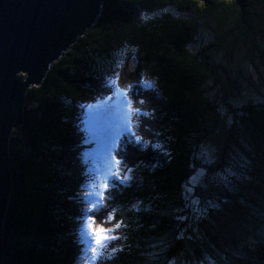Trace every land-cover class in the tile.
Masks as SVG:
<instances>
[{"label":"trees","instance_id":"trees-1","mask_svg":"<svg viewBox=\"0 0 264 264\" xmlns=\"http://www.w3.org/2000/svg\"><path fill=\"white\" fill-rule=\"evenodd\" d=\"M198 36L192 51L188 46ZM215 50L230 57L242 51L244 64L236 75L245 93H256L253 102L226 103V114L206 88L210 82L223 91L230 87V68L213 62ZM140 71L146 83L143 77L135 81ZM115 73L114 83L105 84ZM127 78L133 80L129 96L135 104L130 118L135 123L139 111L145 127L144 136L137 135L147 147L119 149L123 179H107L111 198L92 213L115 237L104 243L111 253L97 264L190 261V254L200 258L210 248L226 253L227 244L239 249L243 264H264V176L255 170L264 166V0H103L91 26L23 94V121L8 143L11 187L0 264H77L84 204L78 197L88 192L89 178L100 177L98 155L81 145L88 138L81 112ZM226 120L219 160L227 158V142L233 141L245 165L252 163L249 173L259 186L225 188L223 200L199 219L196 230L185 215L183 184L196 165L198 144ZM98 179L99 185L105 182Z\"/></svg>","mask_w":264,"mask_h":264},{"label":"rangeland","instance_id":"rangeland-1","mask_svg":"<svg viewBox=\"0 0 264 264\" xmlns=\"http://www.w3.org/2000/svg\"><path fill=\"white\" fill-rule=\"evenodd\" d=\"M141 16L144 17L145 14H141ZM195 41L196 42H192L188 46L192 51L197 48L200 37L198 36L197 38H195ZM227 54H225L223 51L215 50L211 54V58L213 62L218 64L222 69H224L225 66H228L230 68V87L223 91V87L221 84L212 82L208 83L206 87L208 88V90H206L209 93V97L213 101H216L221 112H225L224 114H226V112L228 111H224L226 109V103L229 102L232 105H237L247 101L253 102L255 101L254 98L256 97V93L253 91L250 92V94L245 93V91L243 90V86L240 87L243 84H240V80L236 75V71L238 70V68L244 64L242 51H237L232 57ZM117 66H119L120 68L122 66V62H119ZM131 67L129 66L130 72L135 70V67H133V70L131 69ZM138 74L139 76L136 77L135 81L139 82V80L143 77V81L146 83L147 77L145 76V73L143 71H140ZM115 76L116 73L111 77H108V80L105 84H108L109 82L114 83ZM19 77L22 79L25 77V74L20 73ZM221 78H223V74H221ZM125 80L127 81V84H123V86H119L118 88L114 86L111 90H106L107 92H101L100 97H97V99H92V102H86L87 105L84 106V110L86 111L81 112L84 118L82 122L87 126L86 128H84V133L85 136L88 137L85 142L81 143V145L87 147L86 153H91L94 149L95 155H98L99 161L96 163V167L100 173L97 176H100L102 180H104L105 176H108L111 181H113L114 178L117 179L116 181H118L119 178L123 179V177L117 178L115 176L108 175V169L105 165L104 160L103 144L108 139L110 130L116 123L115 116L118 109V102L119 100L125 98L118 97L117 90H119L120 92H124L126 96L131 95L129 86L132 85L133 80H130L129 78ZM103 82L104 81H102V83ZM108 97H111V100H108ZM135 103L137 106L145 108V106L142 107L143 102H141V100H135ZM90 105H92V107H90ZM96 105H99V107H97ZM108 109H110V111H108ZM132 120L133 118L129 117V131L121 134L120 138L117 141V148L114 149L113 152V154H119V156L122 158L124 155L122 154L123 150L119 151V149H123V145H126L127 147H138L141 149L147 147V142L145 141V139H141V136L139 134L137 135V130L143 135L142 130L145 125L143 127L140 126L138 115L137 119H135V123ZM131 126H134L136 134L133 132ZM227 128L228 120H226L223 125L219 126L218 133H213L212 138L208 137L200 144H198L194 152L193 160L196 165L193 167L194 169L192 170L190 177L186 179V182H184L182 188L183 197L185 200L184 207H186L188 211V214L185 215L186 218H191L189 221L191 227L195 228L199 219L207 216V212L210 208L220 204L221 200H223L224 198L222 194L224 193L225 188L229 186L236 187L239 183L242 184L246 190V188H251L253 184L255 186L258 185V178L250 174L252 163H247L245 165V162H243L244 160L241 159L243 158L241 157L242 152L239 146L233 141L228 140L227 145L230 148L229 154H227V158H225L224 162H220L219 153L221 151L218 153L220 149L219 146L225 140L224 136L226 135ZM87 142L89 143L88 145ZM261 167L264 168V166ZM261 167L260 169L256 168L255 170L260 177H263L264 170L263 168L261 169ZM124 173L125 170L122 163L120 167V176ZM100 177H97L95 181L92 180L93 178H89L88 183H92L91 185L89 184L88 192L83 191L81 193L82 195H79L78 197V199L82 200L84 204L80 208L82 210L80 214L81 222L79 223L80 232L77 233L81 238L82 248L80 251L82 255L78 256L79 259L77 260V264H84L86 262L89 264H97L101 262V260L99 261V259H103L102 257L104 255L107 254L108 256V254L111 253V249H106L104 247V244L101 246H97L95 244L94 235L92 234V232L88 233V230L86 229V225L89 223L86 217L87 210L90 207V202L97 199V197L89 196L87 194L99 190L98 178ZM94 183L98 188L94 189L92 187ZM261 187L258 188L260 189ZM250 192L254 193L255 195L257 194V191ZM195 229L198 230L197 227ZM237 232L243 233L240 231ZM77 234L75 235L77 236ZM200 234L204 235L203 232H201ZM203 245L204 243L202 244V246ZM93 249H95V251H93ZM224 250L226 253L222 252L219 249L210 248L208 251L203 250L200 258H195L192 256V254H190V261H186L185 259H178L170 260L166 264H243V256L240 254L238 248H233L232 246L227 244L224 247ZM237 256L240 257L239 261L238 259H236Z\"/></svg>","mask_w":264,"mask_h":264},{"label":"water","instance_id":"water-1","mask_svg":"<svg viewBox=\"0 0 264 264\" xmlns=\"http://www.w3.org/2000/svg\"><path fill=\"white\" fill-rule=\"evenodd\" d=\"M102 1L0 0V263L11 187L8 143L23 121V94L91 26ZM129 66H136L134 57Z\"/></svg>","mask_w":264,"mask_h":264},{"label":"snow or ice","instance_id":"snow-or-ice-1","mask_svg":"<svg viewBox=\"0 0 264 264\" xmlns=\"http://www.w3.org/2000/svg\"><path fill=\"white\" fill-rule=\"evenodd\" d=\"M118 97H125L124 99L119 100L118 109L115 116V125L111 128L108 139L103 144V152H104V160L105 165L108 169V175L115 176L117 178L120 177V167L122 165V158L119 154H113L114 149L117 148V141L120 138L121 134L129 131L128 122L129 117L131 116L133 110L135 109V104L132 102L133 100L126 96L124 92H120L117 90ZM111 100V97L107 98ZM99 107V105H96ZM126 106V110H125ZM92 107V105H90ZM110 111V109H108ZM135 115H139V111L135 112ZM157 147H160L157 145ZM110 157V159H109ZM115 170V171H113ZM108 176L104 177L103 183L99 185V190L88 193L89 196H95L97 199L95 201L90 202V207L88 209L87 219L89 221L88 227L94 235L95 244L97 246L103 245L105 242L115 239L114 236L109 235L110 229L105 228L103 225H98L96 223L97 215L92 213L99 212L100 206H104V202L106 199L111 198L110 193V185L107 182ZM126 180L127 177H124ZM92 187L95 189L97 185L94 183ZM122 226V221L115 224L116 228H120ZM95 251V249H93Z\"/></svg>","mask_w":264,"mask_h":264},{"label":"clouds","instance_id":"clouds-1","mask_svg":"<svg viewBox=\"0 0 264 264\" xmlns=\"http://www.w3.org/2000/svg\"><path fill=\"white\" fill-rule=\"evenodd\" d=\"M236 259H238V260H239V259H240V257H239V256H237V257H236Z\"/></svg>","mask_w":264,"mask_h":264}]
</instances>
